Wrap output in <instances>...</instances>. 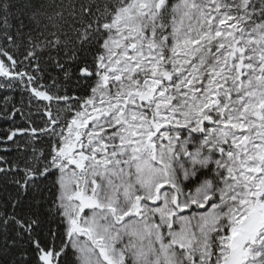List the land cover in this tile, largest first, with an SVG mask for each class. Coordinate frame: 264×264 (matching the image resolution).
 I'll return each instance as SVG.
<instances>
[{"label": "snow or ice", "instance_id": "6c2138e0", "mask_svg": "<svg viewBox=\"0 0 264 264\" xmlns=\"http://www.w3.org/2000/svg\"><path fill=\"white\" fill-rule=\"evenodd\" d=\"M21 85L0 264H264V0H0Z\"/></svg>", "mask_w": 264, "mask_h": 264}, {"label": "trees", "instance_id": "16d2710c", "mask_svg": "<svg viewBox=\"0 0 264 264\" xmlns=\"http://www.w3.org/2000/svg\"><path fill=\"white\" fill-rule=\"evenodd\" d=\"M67 2L68 0H65V3ZM53 75H56V73H53ZM72 87H77V85L74 84L72 85ZM72 94L79 96L81 92L76 91L75 93ZM21 100L27 102V95L25 93L23 85H21L19 88L17 87H13L11 89L0 88V138H3L5 133H7L9 130L15 129L17 127L20 128L29 127V123L26 121H28L30 112L31 113L35 112L34 109L25 107L24 109H22V114H18L15 117L12 116L4 117L3 115V112L6 108L10 109L12 106H15L16 108H20ZM32 119L38 120L39 117L32 115ZM26 139H28V137H17L15 144H13L11 141L0 144V149H5V151H0V156H4L6 158L13 160L17 159L21 154L16 152L15 149L18 145H22L23 140Z\"/></svg>", "mask_w": 264, "mask_h": 264}, {"label": "rangeland", "instance_id": "374dc122", "mask_svg": "<svg viewBox=\"0 0 264 264\" xmlns=\"http://www.w3.org/2000/svg\"><path fill=\"white\" fill-rule=\"evenodd\" d=\"M173 2L175 3L176 0H173ZM53 107L56 108V107H63V106L62 105H60V106L54 105ZM199 211L200 212H205V211H210V209L205 208V209H200ZM184 215H189L190 216V215H192V213L191 212H185ZM176 227L178 228L179 227V224H177Z\"/></svg>", "mask_w": 264, "mask_h": 264}]
</instances>
